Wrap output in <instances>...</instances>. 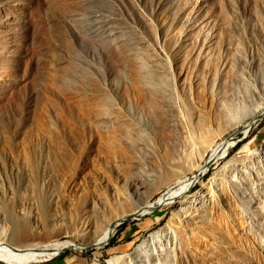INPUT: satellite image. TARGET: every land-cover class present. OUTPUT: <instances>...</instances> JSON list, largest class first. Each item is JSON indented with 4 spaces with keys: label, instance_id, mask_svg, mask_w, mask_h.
I'll return each mask as SVG.
<instances>
[{
    "label": "rangeland",
    "instance_id": "1",
    "mask_svg": "<svg viewBox=\"0 0 264 264\" xmlns=\"http://www.w3.org/2000/svg\"><path fill=\"white\" fill-rule=\"evenodd\" d=\"M261 107L264 0H0L8 244L70 243L24 264H124L170 229L154 264H264ZM227 138L185 192L130 215L132 185L153 203ZM93 206L129 215L101 246L82 227ZM27 222L35 237L20 242Z\"/></svg>",
    "mask_w": 264,
    "mask_h": 264
},
{
    "label": "bare ground",
    "instance_id": "2",
    "mask_svg": "<svg viewBox=\"0 0 264 264\" xmlns=\"http://www.w3.org/2000/svg\"><path fill=\"white\" fill-rule=\"evenodd\" d=\"M258 112V116H264V107H261ZM256 117L257 115L255 114V111L251 112L249 115V120H253ZM229 139L216 143L210 149L208 159L211 158V160L214 161L216 158L221 156L224 151L231 145V141ZM204 166H207L206 162L197 164L194 169L195 173L199 174L204 168ZM193 183L194 180L191 181L187 179L186 176H182L175 181V184L168 186L163 195H159V197L153 203H150L148 200H145V188L139 186L141 189L140 191H137V186L134 187L132 185V189H135L134 192H138V194L135 195L136 199L138 200V203H136L137 206L135 207L134 211L130 212V215L134 216L137 213L149 212L152 209L155 210L156 208L169 202L170 199L185 192L189 187H191ZM189 201L193 202L194 199L188 200V203ZM189 206L190 204L187 205L186 203L185 205H183L182 208L178 207L176 210L183 214V212L185 211L189 212ZM102 210L97 209L96 212L95 206H93V209L91 210L92 217L90 218V220L88 219L82 224V227L86 232V240L88 242L87 244H93L95 246L103 245L104 242L110 238V234L113 227H115V225L118 224L122 219L127 218V216H129L127 215V213L121 211L123 209H114L113 212H106V214L105 212L101 213ZM117 211L118 213L114 214ZM31 222L34 226L38 227V223L37 221H35V219ZM30 224V222H27L25 225L20 227V230L15 229L16 226H14L13 229L18 232L17 240H19L20 242H24L30 237H35V233H30ZM166 230H158L153 232V234L149 235L146 241H142L136 246L135 250L131 254H129V256L127 255V258L124 259V264H132V259L145 264H154L159 261L161 262V259L164 258V255H167V249H165V247H167L169 243L168 239L171 237V230ZM69 245V242H62L52 243L40 249L36 248L35 246H30L29 244L25 245L24 248L13 247L8 244V236L4 232V229L0 228V262L5 264H24L31 262H41L46 260L47 258L56 255L61 249L66 248ZM116 259L117 258L109 260L108 263L114 264L113 261Z\"/></svg>",
    "mask_w": 264,
    "mask_h": 264
},
{
    "label": "water",
    "instance_id": "3",
    "mask_svg": "<svg viewBox=\"0 0 264 264\" xmlns=\"http://www.w3.org/2000/svg\"><path fill=\"white\" fill-rule=\"evenodd\" d=\"M227 139H229V138H227ZM227 139H225V140H227ZM225 140H224V141H225ZM212 162H213V161L211 160V158H210V159H207V161H206L207 166H209ZM197 176H198V174L195 173V174L189 176V178H190L191 181H192V180H194L195 178L197 179Z\"/></svg>",
    "mask_w": 264,
    "mask_h": 264
}]
</instances>
